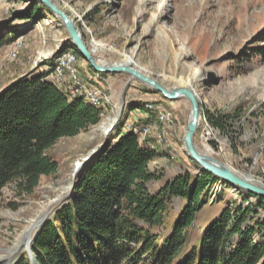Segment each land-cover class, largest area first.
<instances>
[{"label": "rangeland", "instance_id": "374dc122", "mask_svg": "<svg viewBox=\"0 0 264 264\" xmlns=\"http://www.w3.org/2000/svg\"><path fill=\"white\" fill-rule=\"evenodd\" d=\"M49 1L75 23L83 46L97 63L115 66L131 58L134 64L129 68L164 88L191 89L201 106L193 139L197 150L207 147L215 162L264 190V0ZM35 3L42 5L39 0H0V37L17 34L11 46L0 50V89L23 75H34L42 63L64 49L48 71V80L57 86L50 80L57 69L63 89L71 96L75 81L85 90L95 88L93 92L99 96L84 101L101 108L102 114L98 126L59 140L49 151L58 171L42 178L32 195H20L15 184L1 192L0 264H12L30 251L35 231L72 191L80 163L103 146L118 123L123 132L137 136L141 145L158 156L149 170L162 179L147 184L151 193L184 171L199 172L183 147L189 102L165 99L127 73L94 72L79 51L73 50L66 29L49 9V14L43 11L34 20L14 19L16 13L27 12ZM132 100L140 101L143 110L128 109ZM202 110L238 116L233 139L213 131ZM149 115L153 117L149 119ZM112 119L117 122L103 134L100 127ZM205 129L211 132L207 141ZM242 192L246 191L218 179L208 203L188 230V245L196 243L224 207L242 203ZM248 202L255 199L249 197ZM182 207L180 200L171 201L168 223ZM259 217L264 222V213ZM161 231L163 236L167 234ZM254 240L264 245L261 237Z\"/></svg>", "mask_w": 264, "mask_h": 264}, {"label": "trees", "instance_id": "16d2710c", "mask_svg": "<svg viewBox=\"0 0 264 264\" xmlns=\"http://www.w3.org/2000/svg\"><path fill=\"white\" fill-rule=\"evenodd\" d=\"M43 11L50 13L35 3L14 19L34 20ZM16 35L0 37V50L11 46ZM65 52L46 60L34 75H23L0 89V195L13 184L20 195H32L42 178L58 171L49 156L56 143L100 123L101 108L59 90L47 78ZM126 107L143 110L139 102ZM201 114L220 136L232 140L236 135L238 116L207 110ZM157 158L155 150L123 132L118 123L78 170L66 201L33 234L31 260L21 254L12 264H264V245L254 240L264 239L259 217L264 198L242 192V203L224 207L189 246L188 230L218 179L203 171L193 175L184 171L151 193L147 184L162 179L149 170ZM249 197L255 202H248ZM173 199L183 207L168 223Z\"/></svg>", "mask_w": 264, "mask_h": 264}, {"label": "water", "instance_id": "95a60500", "mask_svg": "<svg viewBox=\"0 0 264 264\" xmlns=\"http://www.w3.org/2000/svg\"><path fill=\"white\" fill-rule=\"evenodd\" d=\"M42 5H44L47 9H49L55 17H57L61 24L66 29L70 39L73 42V45L75 46L76 50L79 51V53L83 56L84 60L90 65L91 69L94 72L97 73H110V74H120V73H127L129 74L133 79L139 81L141 84L145 85L146 87L155 90L156 92L160 93L163 98L168 100H176L179 98L186 99L191 108L190 112V120L186 127V132L183 137V147L186 155L189 159L193 160L197 167L199 172L203 171L206 173L211 174L215 178L219 179L222 182H225L226 184H229L231 186H234L235 188L241 189L243 191L249 192L251 194H254L256 196H259L261 198H264V190L258 189L252 185H249L243 181H241L239 178H237L235 175H233L228 170L224 169L221 164L215 162L214 160H204L201 159L194 151V144H193V137L195 135L196 129H197V122L199 118V111L201 109V106L199 104L198 97L195 95L194 92L184 90V89H178L175 91H169L167 88H164L161 84L151 80L149 77H146L139 72L123 68V67H106L101 68L97 66L94 62L89 53H87L85 47L83 46V43L81 41V38L79 34L77 33V29L75 27V24L71 22L67 16H65L57 6H54L49 0H39ZM200 106V107H199ZM117 122V120H115ZM114 122V125H115ZM113 125V127H114ZM112 129V128H111ZM98 151L94 152L91 156H89L87 159H85L81 165L80 168L89 160H91L95 154ZM77 174V173H76ZM75 174V177H76ZM74 177V180H75ZM41 221L39 222V224ZM27 256L29 260H31L32 255L31 252L28 250ZM17 258V257H16Z\"/></svg>", "mask_w": 264, "mask_h": 264}, {"label": "bare ground", "instance_id": "6f19581e", "mask_svg": "<svg viewBox=\"0 0 264 264\" xmlns=\"http://www.w3.org/2000/svg\"><path fill=\"white\" fill-rule=\"evenodd\" d=\"M56 5V4H55ZM69 19V18H68ZM71 22H73L71 19H69ZM74 23V22H73ZM75 24V23H74ZM90 56H91V54H89ZM93 62L97 65V66H99V67H101V68H106V67H123V68H128V69H131V68H129V66H133V60L131 59V58H125L124 59V61L121 63V64H119V65H115V66H108V65H105L104 63H97L95 60H93ZM60 68L61 67H65L66 68V66H64V65H62V64H60V66H59ZM53 73H54V78H52V79H50V80H55V82H56V84H57V86H55L56 88H58L59 90H61V91H63V92H65V89H63V86L61 85V82H60V75H61V72H59L57 69H55L54 71H53ZM147 77V76H146ZM74 81H75V79H74ZM74 87H75V90H74V92L72 93V95L73 96H78V97H81V98H83L84 100H87V101H89V102H91V100L92 99H94L95 97H97V96H99V93H96V92H94L93 93V91H95L96 89L95 88H93L92 90L90 89V90H85V89H83V87L80 85V84H78L76 81L74 82ZM180 87H183V86H180ZM174 88V89H168L167 88V90H169V91H175V90H178V89H184V90H188V91H192L191 89H188V88ZM193 92V91H192ZM99 105V104H98ZM200 107V106H199ZM200 112V111H199ZM114 122H115V120L114 119H112V120H110V121H108V122H106V123H104L101 127H100V131L103 133V134H107V133H109L110 132V130H111V128H113V125H114ZM198 122H199V118H198ZM198 122H197V126H198ZM197 130V129H196ZM205 135H209V137H210V131L208 130V129H205L204 130V132H203ZM195 136V135H194ZM193 139H194V137H193ZM207 141V140H206ZM193 144H194V142H193ZM206 146V145H205ZM193 148H194V151H195V153L201 158V159H204V160H213V158L212 157H210V155L208 154V151H207V149L205 148V151L203 150V151H201V152H199L198 150H197V148H196V145L194 144V146H193ZM81 164V163H80ZM77 165H79V164H77ZM80 166V165H79ZM224 169H226V170H228L229 172H231L228 168H226L224 165H221ZM80 169V167H78L77 169H76V171H75V173H77L78 172V170ZM232 173V172H231ZM233 174V173H232ZM234 175V174H233ZM236 176V175H235ZM237 177V176H236ZM237 178H239V177H237ZM241 181H243V179L240 177L239 178ZM243 182H245V183H247V184H249V183H251V182H249L248 180H244ZM249 185H252V183L251 184H249ZM255 184H253V186H254ZM256 187V186H255ZM261 187V186H260ZM24 234V233H23ZM30 235V234H29ZM23 237V236H22Z\"/></svg>", "mask_w": 264, "mask_h": 264}, {"label": "built area", "instance_id": "2783aa9c", "mask_svg": "<svg viewBox=\"0 0 264 264\" xmlns=\"http://www.w3.org/2000/svg\"><path fill=\"white\" fill-rule=\"evenodd\" d=\"M93 93H94V92H93ZM94 94H95V93H94ZM203 135L205 136V137H204L205 140H207V138H210L209 135H205L204 133H203Z\"/></svg>", "mask_w": 264, "mask_h": 264}, {"label": "crops", "instance_id": "0c3cea01", "mask_svg": "<svg viewBox=\"0 0 264 264\" xmlns=\"http://www.w3.org/2000/svg\"><path fill=\"white\" fill-rule=\"evenodd\" d=\"M138 100V99H137ZM131 102H139L140 103V101H136V100H132ZM148 104V103H147ZM149 104H152L151 102L149 103Z\"/></svg>", "mask_w": 264, "mask_h": 264}]
</instances>
